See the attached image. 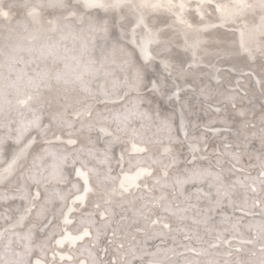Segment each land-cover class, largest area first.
Here are the masks:
<instances>
[{"label": "snow or ice", "instance_id": "1", "mask_svg": "<svg viewBox=\"0 0 264 264\" xmlns=\"http://www.w3.org/2000/svg\"><path fill=\"white\" fill-rule=\"evenodd\" d=\"M0 188V264H264V0H0Z\"/></svg>", "mask_w": 264, "mask_h": 264}, {"label": "bare ground", "instance_id": "2", "mask_svg": "<svg viewBox=\"0 0 264 264\" xmlns=\"http://www.w3.org/2000/svg\"><path fill=\"white\" fill-rule=\"evenodd\" d=\"M223 75H224V78L226 80L229 78L227 73H224ZM232 84H233V86L235 85V78L232 79ZM201 115H203V113H201ZM213 121H215L217 124H219V118L215 117L214 115L209 114L204 119V123L205 124H210ZM221 150L223 151V149H221ZM210 151H211V149H210ZM240 166L248 167V159H247V157L243 158V160L241 161V165ZM253 175H256V171H253ZM4 191H5V189L0 188V195H2L4 193ZM0 210H2V209H0Z\"/></svg>", "mask_w": 264, "mask_h": 264}]
</instances>
